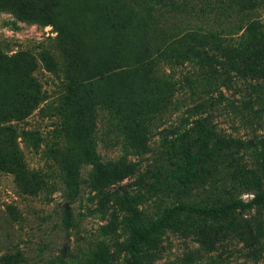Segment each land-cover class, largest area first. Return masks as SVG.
<instances>
[{
	"label": "rangeland",
	"instance_id": "374dc122",
	"mask_svg": "<svg viewBox=\"0 0 264 264\" xmlns=\"http://www.w3.org/2000/svg\"><path fill=\"white\" fill-rule=\"evenodd\" d=\"M170 1L25 0L9 3L15 14L0 10V264H123L129 232L118 196L155 215L168 202L156 167L194 137L190 128L202 118L232 141L218 146L209 174L181 200L216 206L263 190L256 177L264 153V11L252 15L244 53L238 40L214 42L207 32L221 37L247 12L233 5L229 22L213 21L202 15V0L156 10ZM253 1L260 0L234 4ZM220 57L244 61L245 77L218 96L201 75L219 68ZM204 100L211 107L192 111ZM29 111L10 129L12 114ZM230 221L254 224L243 240L206 251L202 242ZM140 257L143 264H264V215H181Z\"/></svg>",
	"mask_w": 264,
	"mask_h": 264
},
{
	"label": "trees",
	"instance_id": "16d2710c",
	"mask_svg": "<svg viewBox=\"0 0 264 264\" xmlns=\"http://www.w3.org/2000/svg\"><path fill=\"white\" fill-rule=\"evenodd\" d=\"M11 2H15V4H18L19 6L25 5V0H0V10L15 14L13 11L14 9L9 4ZM234 2L235 0H233V4L231 0H202V15L210 16L213 21H220V16H222L229 22L230 18L235 14L233 5L238 6L242 12H247L244 16L245 21L243 25H240L239 27H236V24L234 26L229 25L227 28L224 26L228 32L225 35L221 34V37L220 33L208 30L207 37L214 42H219L221 41V38L224 37L227 38L226 41H235L236 39L239 41V45L242 46L241 51L247 53L250 50V47L245 38L246 33L248 28L256 23L252 15L264 11V0L258 2L253 1L250 3L249 7H246L247 4L243 7L238 3L234 4ZM173 4L174 2L171 0L167 5L162 4L156 8V10L160 12L164 6L169 7ZM261 24L263 25V22H260L258 27H261ZM234 30L236 31L235 33ZM240 30L241 34L237 35V32ZM219 60V68H209L202 71L201 76L203 80H212L216 86L213 89L217 90L218 96H221V92L218 89L220 87L226 89L229 88L230 82L233 78L245 77V71L243 68L244 61L229 62L222 58ZM170 65H173V63H170ZM183 83H185V79L183 80ZM38 101V98L30 101V103L33 104V108H36ZM211 104L212 101H201V103L192 107V111L197 109L203 110L207 106L211 107ZM30 112L31 111L27 113L12 114L10 119L6 121L10 125V129H19L17 125L30 116ZM190 131L194 133V137H192L188 143H182L178 151L167 156V163L157 166L156 171L153 174V177L159 181V184L162 185L164 190L168 193V202L159 205L155 215L144 216L141 210L137 207V201H133L132 198L127 197L125 194L118 196L121 200L120 202L125 206L129 232L125 244L127 256L124 258L123 264H143L140 257L142 246L149 243L150 238L153 235L161 232L172 220L181 215L197 216L202 219L225 220L237 211L250 209H255L257 213L264 215V153L259 154L257 168L258 174L256 177L263 190L254 194L251 199L247 201L234 199L228 203L216 206L198 205L193 202H184L181 200L185 188L189 184H192L197 177L209 174L207 166L215 160L219 148L218 146L223 147L232 141L218 135L215 132V126L209 124L204 118L196 121L190 128ZM178 136H182V134L176 135L175 141L181 140L180 138L184 135L182 137ZM239 177L240 181L244 182V176L241 172H239ZM231 223L232 222L230 221L223 229L214 231L213 240L202 242L206 251L213 252L216 244H220L224 240L233 236L243 240L244 232L247 231L250 234L254 224L253 221H246L241 225L235 226ZM251 238L252 240L248 241L249 247L257 244L256 236L253 235Z\"/></svg>",
	"mask_w": 264,
	"mask_h": 264
}]
</instances>
